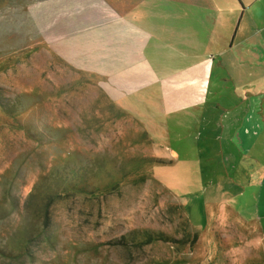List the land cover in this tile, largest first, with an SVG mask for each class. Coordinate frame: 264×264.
<instances>
[{
  "label": "rangeland",
  "instance_id": "obj_1",
  "mask_svg": "<svg viewBox=\"0 0 264 264\" xmlns=\"http://www.w3.org/2000/svg\"><path fill=\"white\" fill-rule=\"evenodd\" d=\"M40 1L0 0V264H264L244 198L219 223L188 196L197 124L112 103L43 41Z\"/></svg>",
  "mask_w": 264,
  "mask_h": 264
},
{
  "label": "crops",
  "instance_id": "obj_2",
  "mask_svg": "<svg viewBox=\"0 0 264 264\" xmlns=\"http://www.w3.org/2000/svg\"><path fill=\"white\" fill-rule=\"evenodd\" d=\"M39 3L22 9L43 41L112 103L159 130L197 124L188 154L199 156L201 189L188 196L199 190L205 211L218 203L217 222L237 217L231 202L244 198L242 223L264 247V0Z\"/></svg>",
  "mask_w": 264,
  "mask_h": 264
}]
</instances>
